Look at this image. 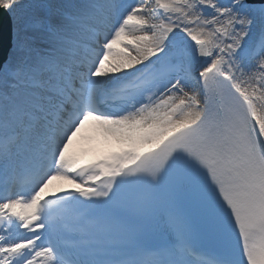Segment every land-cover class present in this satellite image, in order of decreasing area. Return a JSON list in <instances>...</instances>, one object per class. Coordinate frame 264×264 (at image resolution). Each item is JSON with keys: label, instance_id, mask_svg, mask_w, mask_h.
I'll list each match as a JSON object with an SVG mask.
<instances>
[{"label": "snow or ice", "instance_id": "1", "mask_svg": "<svg viewBox=\"0 0 264 264\" xmlns=\"http://www.w3.org/2000/svg\"><path fill=\"white\" fill-rule=\"evenodd\" d=\"M0 264H264V0H0Z\"/></svg>", "mask_w": 264, "mask_h": 264}, {"label": "bare ground", "instance_id": "2", "mask_svg": "<svg viewBox=\"0 0 264 264\" xmlns=\"http://www.w3.org/2000/svg\"><path fill=\"white\" fill-rule=\"evenodd\" d=\"M92 146L86 141V140H78L76 144H74L73 146V150L76 152H85L86 156L85 159L86 160H90L92 158H95V156L97 155L96 152L92 151ZM70 187L69 185L65 184L64 182L61 181H56L53 183V185H51L49 187V189L46 190L47 192H57L59 187Z\"/></svg>", "mask_w": 264, "mask_h": 264}, {"label": "water", "instance_id": "3", "mask_svg": "<svg viewBox=\"0 0 264 264\" xmlns=\"http://www.w3.org/2000/svg\"><path fill=\"white\" fill-rule=\"evenodd\" d=\"M8 40V24H7V18H4V41L7 43Z\"/></svg>", "mask_w": 264, "mask_h": 264}]
</instances>
